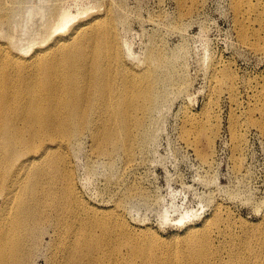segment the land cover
Wrapping results in <instances>:
<instances>
[{
  "label": "rangeland",
  "instance_id": "1",
  "mask_svg": "<svg viewBox=\"0 0 264 264\" xmlns=\"http://www.w3.org/2000/svg\"><path fill=\"white\" fill-rule=\"evenodd\" d=\"M251 1L264 21V1ZM109 4L128 62L144 69L155 48L165 59L160 70L173 71L174 80L158 86L162 97L146 128L147 143L140 141L131 160L124 153L100 155L88 137L71 150L79 195L105 211L124 201L126 221L151 232L144 240H151L158 262L190 257L187 232H203L219 210L222 238L212 229L203 254L222 246L224 262L232 248L251 260L264 257V22L249 12L244 40L237 0H20L4 35L30 55L52 31L57 11L71 13V24H78L105 14ZM187 211L198 216L177 224ZM48 241L34 264H56Z\"/></svg>",
  "mask_w": 264,
  "mask_h": 264
},
{
  "label": "bare ground",
  "instance_id": "2",
  "mask_svg": "<svg viewBox=\"0 0 264 264\" xmlns=\"http://www.w3.org/2000/svg\"><path fill=\"white\" fill-rule=\"evenodd\" d=\"M18 1L0 0V264H34L46 236L56 264H264V257L251 260L235 248L229 262L222 260V246L203 254L212 229L222 238L220 210L203 232L193 228L183 238L192 244L190 257L158 262L151 240H144L151 232L126 221L124 201L105 211L81 198L71 150L88 137L100 155L124 153L131 160L140 141L147 143L146 128L162 97L158 86L173 81L174 73L160 70L165 59L155 48L144 69L128 62L111 4L78 24H71V13L57 11L52 31L23 54L4 35ZM235 11L247 40L248 13L264 22L260 7L237 0ZM260 110L264 118V105ZM192 211L176 223L191 222L198 216Z\"/></svg>",
  "mask_w": 264,
  "mask_h": 264
}]
</instances>
